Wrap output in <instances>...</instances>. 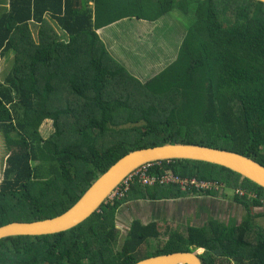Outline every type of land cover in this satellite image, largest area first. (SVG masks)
<instances>
[{
    "label": "trees",
    "instance_id": "16d2710c",
    "mask_svg": "<svg viewBox=\"0 0 264 264\" xmlns=\"http://www.w3.org/2000/svg\"><path fill=\"white\" fill-rule=\"evenodd\" d=\"M173 9L192 13L193 21L182 26L175 59L144 82L96 32L123 17L154 21ZM30 23L38 24L36 38ZM8 50L11 65L0 79V225L60 214L119 157L140 147L195 143L264 165V2L8 0L0 13V57ZM46 120L51 127L43 133ZM165 172L222 187L149 185L132 175L68 230L0 239V264H132L199 247L203 264H264V188L205 161L147 166L149 175ZM237 188L244 193L232 198V210L243 214L238 222L219 220L201 205ZM187 195L200 207L193 214L203 209L206 219L190 223L183 212L172 213L174 227L159 239L158 221L149 216H167L169 205ZM132 201L153 207H143L146 220L131 217L120 240L118 211Z\"/></svg>",
    "mask_w": 264,
    "mask_h": 264
},
{
    "label": "water",
    "instance_id": "95a60500",
    "mask_svg": "<svg viewBox=\"0 0 264 264\" xmlns=\"http://www.w3.org/2000/svg\"><path fill=\"white\" fill-rule=\"evenodd\" d=\"M259 1L264 2V0ZM167 15L169 14L163 16ZM130 19L139 20L140 18L127 16L96 29L108 52L118 61L123 60V57L126 59V56H131V54H126L124 50L121 51L114 43H111L110 39L113 31ZM131 45L130 43L132 51ZM153 75L149 74L141 81L144 82ZM179 158L205 161L226 167L264 188V165L248 156L227 149L195 143L164 142L159 145L132 149L123 154L104 172L100 173L80 197L60 214L32 221H11L0 225V239L14 235H41L68 230L98 210L115 188L140 166ZM198 253V249L173 251L148 256L132 264H203Z\"/></svg>",
    "mask_w": 264,
    "mask_h": 264
},
{
    "label": "crops",
    "instance_id": "0c3cea01",
    "mask_svg": "<svg viewBox=\"0 0 264 264\" xmlns=\"http://www.w3.org/2000/svg\"><path fill=\"white\" fill-rule=\"evenodd\" d=\"M176 29H182L183 32L177 34ZM183 34L184 29L182 26L167 15L155 21L130 19L113 31L110 40L111 43H114L121 51L124 50L126 54H133V65H131V67L138 68V70L134 71L127 67V65L124 66L133 76L142 80V78L144 79L149 74L153 75L157 73L175 59L178 51V44L181 42ZM154 35L160 36V39L158 41H153L152 36ZM150 39L152 42H150ZM143 40H149V47H143ZM130 43L132 44L131 47L135 46L136 49L131 51ZM179 199H184L185 204L193 206L194 211L198 207L196 206L197 198L194 195H187ZM184 201H175L170 204L168 213L170 212L176 215L182 212L181 205ZM205 203L206 202L201 201L202 206L205 205ZM206 206L207 205H205V207ZM185 210L187 209H184L183 212H185ZM201 210L203 211V209ZM197 215L194 213L192 216Z\"/></svg>",
    "mask_w": 264,
    "mask_h": 264
},
{
    "label": "rangeland",
    "instance_id": "374dc122",
    "mask_svg": "<svg viewBox=\"0 0 264 264\" xmlns=\"http://www.w3.org/2000/svg\"><path fill=\"white\" fill-rule=\"evenodd\" d=\"M7 7H8V0H0V13L5 12L7 10ZM191 14L192 13L185 14V13L180 12L177 9H173L168 16L171 17L173 20L177 21L181 26L186 27V25L191 24V22L193 21V15H191ZM36 24L37 23H35V24L30 23V30H31L32 36L34 38L37 37V25L38 24L37 25ZM50 24L53 25V22L50 21ZM182 32H183L182 29H176L177 34H181ZM143 41H144L143 44L145 46L149 47V44H148L149 40H143ZM134 49H136L135 46L132 47V50H134ZM12 54H13V50H8L7 52L4 53L3 56L0 57V79H2L3 73L10 68L11 60H12V56H13ZM133 58H134V56H133V54H131V56L127 55L126 59L123 57V60H120V61L123 65H127V67H129L130 69L137 71L138 68H132L131 67V65H133V62H132ZM142 80H143V78H142ZM50 127H51L50 121L46 120V122H44L41 125L40 130L43 133H47L50 130ZM2 145H3V143H1V140H0V149H2V147H3ZM234 193H235V190H231V189L225 190V195H226L227 199H223L222 202L223 203L225 202L228 205V207H225V206L222 207L219 210V213H217L215 211L214 212L215 218H217L219 220H225V219H227L228 216H230V217H234L237 222L242 218L243 214L241 212L238 215L234 216L232 214V211L229 210V207L231 206V204H233L232 196ZM181 200L184 201V199H181ZM229 202H231V203H229ZM143 207H146L145 208L146 210L147 209L151 210L153 205L151 204V201L148 202L147 206H145L144 202H133L132 201V202L126 203L120 207V209L118 211V217L120 219H119L118 225H117V227L119 229L118 234H119L120 240H122V238L126 232L127 223L129 222L131 217L136 216V217L140 218L141 220L147 219V217H148L147 214H144V215L141 214V212L146 213L143 211ZM129 208H131L132 211ZM181 208H182V212L184 211V209L188 210V212H186V214H184V212H183V215L191 218L190 223L203 222V220L206 219L205 217H207L206 215L203 214L204 212L202 210L197 216H191L190 214L193 213L194 208H193V206H189V205L185 204V201L182 203ZM198 208H200V207L198 206L197 209ZM256 211H258V210H256ZM163 216H162V213H160L159 211L153 212L151 214V216H149V217H151L149 219H157V221H158V228H159L160 232L162 233V235L159 237V239H164V237H166L167 234H163V233L167 232L169 228L174 227V224L171 222L172 220H174V217L172 215L164 216V218H166L165 220L168 221V222H166V221L162 220ZM261 224L264 225V219H261ZM152 242H155V241L152 240ZM152 248H153V245L151 243V249ZM198 252L201 253L202 250L200 249V250H198ZM224 264H229V263H224Z\"/></svg>",
    "mask_w": 264,
    "mask_h": 264
},
{
    "label": "built area",
    "instance_id": "2783aa9c",
    "mask_svg": "<svg viewBox=\"0 0 264 264\" xmlns=\"http://www.w3.org/2000/svg\"><path fill=\"white\" fill-rule=\"evenodd\" d=\"M149 164H145L140 166L139 168H137L134 172H132L129 176H127L122 182L124 184H127L129 182V178H131V176H136L138 175V177L140 178L141 182L144 184H149V185H153L155 183H177L179 184L180 188L184 189L187 185V183L189 184H193L196 185L197 187L201 188V189H221L222 185L218 184L216 182H212V181H200L198 179H196L195 177L187 180V179H183L180 178L179 176L171 173V172H165V174L163 176L157 177L155 175H149L147 174V166ZM237 192H239L240 194L242 193L241 190H236Z\"/></svg>",
    "mask_w": 264,
    "mask_h": 264
},
{
    "label": "flooded vegetation",
    "instance_id": "af4514ba",
    "mask_svg": "<svg viewBox=\"0 0 264 264\" xmlns=\"http://www.w3.org/2000/svg\"><path fill=\"white\" fill-rule=\"evenodd\" d=\"M160 39V36H152V40L153 41H158ZM152 40L150 39V42H152ZM234 197V194H233V196H232V198ZM202 201H204V202H206L205 203V205H207L209 208H210V210L214 213L215 211L217 212V213H219V210L222 208V207H228V205L224 202H222L223 201V199H220V198H212V199H209V198H203L202 199ZM233 202V204H235V201H232ZM229 203H231V202H229ZM233 204H231V206L229 207V210L230 211H232V214L235 216V215H238L240 212L242 213V211H240L239 209H237V211L236 210H232V206H233ZM172 213H168V215L167 216H169V215H171Z\"/></svg>",
    "mask_w": 264,
    "mask_h": 264
},
{
    "label": "clouds",
    "instance_id": "9594fccd",
    "mask_svg": "<svg viewBox=\"0 0 264 264\" xmlns=\"http://www.w3.org/2000/svg\"><path fill=\"white\" fill-rule=\"evenodd\" d=\"M149 164H150V163H149ZM236 190H240V189H238V188H237V189H235V193H237L238 195H241V196H242V195L244 194L242 190H241V192H242L241 194H240L239 192H237ZM112 194H113V193H112ZM112 194H111V196H112ZM111 196H110V197H111ZM195 249H198V250H199V249H201V250H202V252H203V250H204V249H203V248H201V247H199V248H195ZM193 250H194V249H193ZM199 254H200V252L198 253V256H199Z\"/></svg>",
    "mask_w": 264,
    "mask_h": 264
},
{
    "label": "bare ground",
    "instance_id": "6f19581e",
    "mask_svg": "<svg viewBox=\"0 0 264 264\" xmlns=\"http://www.w3.org/2000/svg\"><path fill=\"white\" fill-rule=\"evenodd\" d=\"M200 250V249H199Z\"/></svg>",
    "mask_w": 264,
    "mask_h": 264
}]
</instances>
